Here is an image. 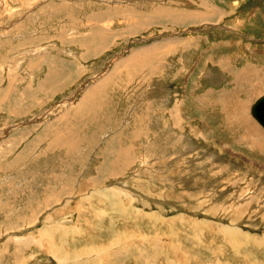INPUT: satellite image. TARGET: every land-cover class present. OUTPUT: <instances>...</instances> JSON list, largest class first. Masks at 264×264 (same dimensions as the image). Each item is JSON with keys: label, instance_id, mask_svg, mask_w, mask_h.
I'll return each mask as SVG.
<instances>
[{"label": "rangeland", "instance_id": "1", "mask_svg": "<svg viewBox=\"0 0 264 264\" xmlns=\"http://www.w3.org/2000/svg\"><path fill=\"white\" fill-rule=\"evenodd\" d=\"M261 95L264 0H0V264H264Z\"/></svg>", "mask_w": 264, "mask_h": 264}, {"label": "bare ground", "instance_id": "2", "mask_svg": "<svg viewBox=\"0 0 264 264\" xmlns=\"http://www.w3.org/2000/svg\"><path fill=\"white\" fill-rule=\"evenodd\" d=\"M205 2V1H204ZM204 6V5H203ZM205 9V8H204ZM166 10V9H165ZM163 11V10H162ZM196 12V11H195ZM213 13V12H212ZM199 16H201V12H199L198 14H197V17H195L196 19L199 17ZM211 16V15H210ZM204 16H203V14H202V16H201V21H204L205 20V18H203ZM194 18V19H195ZM191 19V18H190ZM193 19V18H192ZM195 19V20H196ZM200 19H198V20H200ZM157 51H158V49H157ZM161 51V50H160ZM163 51V50H162ZM133 53V52H132ZM133 55H135L134 57H133ZM137 55V53H133L132 55H130V58L132 59V61L131 62H134V60H135V57H139V56H136ZM151 55V54H150ZM143 57V56H142ZM141 57V58H142ZM134 59V60H133ZM139 62V61H138ZM123 64V63H122ZM141 65V64H140ZM140 65H138V64H136L135 66H133L132 64L131 65H127V67H129V68H127L126 67V70H128L127 72L128 73H131L132 74V72L135 70V68H137V67H139ZM153 67V66H152ZM254 68V67H253ZM256 71V70H255ZM253 73H255V72H253ZM130 78V77H129ZM240 80H243L242 78H240ZM247 91V90H246ZM251 113V112H250ZM247 121H248V123H247V125L249 126V127H251V129H253V127H254V129L256 128L257 129V132L256 131H254L253 132V134H252V132L250 133V134H248L250 137H251V142H250V147H253V149L254 148H256V149H258V147H260V146H264L263 144H264V133L259 129V127L252 121V120H250L249 119V117H247ZM260 124V123H259ZM252 125H253V127H252ZM261 125V124H260ZM245 128V130L247 131V130H249V128H247V127H244ZM65 133V132H64ZM246 135V134H245ZM254 135H256V138H254ZM258 135V136H257ZM249 137V138H250ZM244 139H245V137H244ZM248 139V138H247ZM119 140V139H118ZM246 140V139H245ZM253 145V146H252ZM123 148V147H122ZM258 151H259V149H258ZM224 233L225 234H230V231L229 230H225L224 231ZM232 240H233V242L235 243V244H238V243H247V244H250V239H248V238H246V237H244L243 239H239L237 236H235V237H232ZM264 242L262 241H260V244H263Z\"/></svg>", "mask_w": 264, "mask_h": 264}, {"label": "water", "instance_id": "3", "mask_svg": "<svg viewBox=\"0 0 264 264\" xmlns=\"http://www.w3.org/2000/svg\"><path fill=\"white\" fill-rule=\"evenodd\" d=\"M251 115L262 125L264 128V95L258 97L250 108Z\"/></svg>", "mask_w": 264, "mask_h": 264}]
</instances>
